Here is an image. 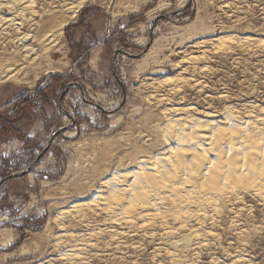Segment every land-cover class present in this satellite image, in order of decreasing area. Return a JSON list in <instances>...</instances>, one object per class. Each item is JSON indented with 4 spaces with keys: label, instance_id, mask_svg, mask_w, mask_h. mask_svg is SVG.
I'll return each mask as SVG.
<instances>
[{
    "label": "rangeland",
    "instance_id": "obj_1",
    "mask_svg": "<svg viewBox=\"0 0 264 264\" xmlns=\"http://www.w3.org/2000/svg\"><path fill=\"white\" fill-rule=\"evenodd\" d=\"M28 1L0 32V116L52 86L19 136L0 138V264H264V187L238 189L185 227L168 218L172 237L159 220L106 218L93 200L111 175L168 151L174 108L264 117V0ZM25 44L31 67L8 70Z\"/></svg>",
    "mask_w": 264,
    "mask_h": 264
},
{
    "label": "bare ground",
    "instance_id": "obj_2",
    "mask_svg": "<svg viewBox=\"0 0 264 264\" xmlns=\"http://www.w3.org/2000/svg\"><path fill=\"white\" fill-rule=\"evenodd\" d=\"M22 1L1 0L0 11L3 13V8H7L11 16L13 13L18 15L21 9L15 10L16 6L19 7L16 3L20 4ZM24 2L27 3L26 5L32 3L28 0ZM71 7L72 5L68 9ZM74 11L72 8L67 11L72 13L71 18L75 16ZM31 14L33 16V13ZM4 18L0 21V30L4 31L0 32L7 34L9 31L7 32L5 28L15 18L12 16L3 20ZM66 24L67 20L56 27L54 33L56 35L62 33ZM29 39L32 38L29 37ZM28 44H25L22 50L20 48L25 60L21 58L22 62L14 63V61L11 62L12 64L8 61L6 66L8 70L14 69L17 72L21 67L24 69L31 67L29 64L31 56H28L34 53L35 49L32 44L27 46ZM11 67L14 68L11 69ZM12 75L16 76V73L6 74L7 77ZM173 110L175 114L173 112V116L169 115L170 119L163 124L165 125L163 126L164 136L169 145L168 151L166 150L167 152L162 155L152 156L150 159L141 157L134 168L127 171L124 169L126 172L123 173L116 172L102 181L104 182L102 187H105L108 192H105L104 196L98 190L94 195L93 200L96 201L94 209L98 211V214L106 218L109 216L113 221L123 224L134 222L135 215L149 222L159 220L164 225L166 236L172 237L173 227L168 226V218L180 224L183 221V227H185V221L188 222L194 215L202 218L206 207H215L221 198L236 197L238 189L246 187L261 193L264 187V117L263 115L260 117L262 113L258 112L257 115H250L248 120H242L236 114L237 112L227 109L224 111V120L215 121L191 115L189 118L182 115L176 116L180 111L182 112V109L177 107ZM191 207L195 208L194 213H190ZM185 236L189 237V233ZM181 240L184 244L188 238L184 237ZM69 251L70 253L64 254L77 258L78 254L74 252V248Z\"/></svg>",
    "mask_w": 264,
    "mask_h": 264
},
{
    "label": "trees",
    "instance_id": "obj_3",
    "mask_svg": "<svg viewBox=\"0 0 264 264\" xmlns=\"http://www.w3.org/2000/svg\"><path fill=\"white\" fill-rule=\"evenodd\" d=\"M52 84L45 85L43 88L34 89L32 95L27 93L15 99L14 111L10 115L0 116V138L10 134L19 136L17 125L30 118L33 108L36 105L34 98H39L44 104L48 102L49 95L46 93ZM34 93V94H33ZM17 242L15 243V245Z\"/></svg>",
    "mask_w": 264,
    "mask_h": 264
},
{
    "label": "water",
    "instance_id": "obj_4",
    "mask_svg": "<svg viewBox=\"0 0 264 264\" xmlns=\"http://www.w3.org/2000/svg\"><path fill=\"white\" fill-rule=\"evenodd\" d=\"M33 166H34V165H31L30 167L26 168V169L23 171V173H24V172H25V173L28 172V170L31 169ZM21 173H22V172H21ZM21 173H13L12 175H10V177L18 176V175H20ZM23 173H22V174H23ZM22 174H21V175H22Z\"/></svg>",
    "mask_w": 264,
    "mask_h": 264
},
{
    "label": "crops",
    "instance_id": "obj_5",
    "mask_svg": "<svg viewBox=\"0 0 264 264\" xmlns=\"http://www.w3.org/2000/svg\"><path fill=\"white\" fill-rule=\"evenodd\" d=\"M8 253H11V252H8ZM8 253H6V254H8Z\"/></svg>",
    "mask_w": 264,
    "mask_h": 264
}]
</instances>
